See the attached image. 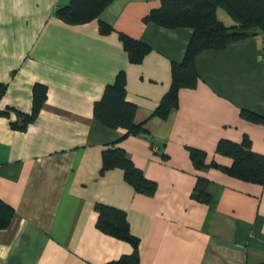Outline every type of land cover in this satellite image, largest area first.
Instances as JSON below:
<instances>
[{"label":"crops","instance_id":"crops-1","mask_svg":"<svg viewBox=\"0 0 264 264\" xmlns=\"http://www.w3.org/2000/svg\"><path fill=\"white\" fill-rule=\"evenodd\" d=\"M66 3L0 0V112L7 113H0V200L14 210L0 229V264H103L128 254L127 242L95 227V202L125 212L138 264H264V182L195 170L186 150L227 166L230 159L214 153L217 140L246 135L264 154V123L239 116L241 109L264 116V30L197 53V84L180 88L177 107L160 118L152 112L191 29L144 23L159 0H111L97 18L73 25L55 16ZM215 17L238 25L220 7ZM98 21L112 31L100 34ZM118 32L149 46L139 63L128 62ZM118 70L145 135L119 140L124 129L93 117V102ZM34 84L45 87L43 103L25 129L12 128L16 110L30 112ZM114 142L156 183L152 195L135 192L118 168L99 172L101 150ZM196 175L210 181L207 203L190 197Z\"/></svg>","mask_w":264,"mask_h":264},{"label":"trees","instance_id":"trees-1","mask_svg":"<svg viewBox=\"0 0 264 264\" xmlns=\"http://www.w3.org/2000/svg\"><path fill=\"white\" fill-rule=\"evenodd\" d=\"M111 0H67L64 6L55 9V16L67 24H83L99 15ZM224 9L238 23L226 27L215 17V8ZM144 23L173 29L188 27L192 33L186 45L182 59L170 63L169 86L161 96L152 115L165 118L168 112L177 107V92L180 88H193L198 76L194 67L197 53L208 49H222L227 44L253 35V30H264V0H159L157 7L150 9L142 17ZM98 31L106 34L112 29L98 21ZM117 37L127 60L131 64L139 63L150 48L144 42L118 32ZM4 86L0 84V94ZM39 90V91H38ZM45 98V87L34 84L32 89L31 110L29 113L16 112L17 119L10 123L12 128L23 130L33 121ZM11 109V107H9ZM135 105L125 99V73L118 70L111 83L103 87L100 97L92 104V114L102 125L108 128H122L124 133L119 140L129 135H145L147 130L143 122H134ZM6 115V111L0 112ZM239 116L249 122L264 123V116L241 109ZM116 142L105 145L101 150L100 173L118 168L122 178L132 189L147 196L154 193L156 183L144 177ZM188 158L195 170L215 168L222 173L241 181L262 184L264 182V154L251 150L250 140L243 135L239 142L218 139L214 153L228 157L230 164L220 165L213 160L206 162V153L195 147H187ZM164 157V156H163ZM210 181L202 175H196L190 197L198 202L207 203L210 199L208 186ZM96 212L95 227L102 233L127 242L131 246L128 254L103 264H138V238L131 234L125 212L100 202L93 204ZM12 207L0 200V229L6 228L13 217Z\"/></svg>","mask_w":264,"mask_h":264}]
</instances>
